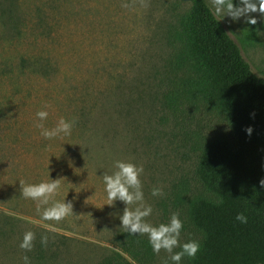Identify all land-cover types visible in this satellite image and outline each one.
<instances>
[{
  "label": "rangeland",
  "instance_id": "rangeland-1",
  "mask_svg": "<svg viewBox=\"0 0 264 264\" xmlns=\"http://www.w3.org/2000/svg\"><path fill=\"white\" fill-rule=\"evenodd\" d=\"M191 6L192 0H0V264H25V255L30 264H98L114 251L126 205H106L103 175L116 170L117 160L144 167V202L153 209L147 222L168 223L178 212L180 244L195 238L178 193L180 185L196 190V155L159 90L170 25ZM249 15L256 25L247 16L217 18L262 76L264 15ZM39 110L48 111L46 120H37ZM60 117L75 120L71 135L49 140L35 127L53 128ZM199 125L189 128H227L216 116ZM50 179H62L53 201L73 206L59 222L43 220L37 202L21 195L20 181ZM154 187L163 195L153 196ZM26 231L35 233L31 251L19 247ZM165 262L174 264L162 250L154 264ZM186 262L185 256L180 264Z\"/></svg>",
  "mask_w": 264,
  "mask_h": 264
},
{
  "label": "trees",
  "instance_id": "trees-1",
  "mask_svg": "<svg viewBox=\"0 0 264 264\" xmlns=\"http://www.w3.org/2000/svg\"><path fill=\"white\" fill-rule=\"evenodd\" d=\"M166 51L161 102L196 155V190L180 185L178 193L201 245L186 264H264V74L252 69L206 0H192L170 25ZM213 116L224 131L189 128ZM240 212L247 223L235 219ZM113 243L98 264L155 262L146 235L122 229Z\"/></svg>",
  "mask_w": 264,
  "mask_h": 264
},
{
  "label": "clouds",
  "instance_id": "clouds-1",
  "mask_svg": "<svg viewBox=\"0 0 264 264\" xmlns=\"http://www.w3.org/2000/svg\"><path fill=\"white\" fill-rule=\"evenodd\" d=\"M210 3L212 15L215 17L227 16L233 20H238L247 16L246 22L256 25L258 23L257 19L249 14L260 13L264 15V0H240V6L234 4L233 0H210ZM47 107L45 105V108ZM48 115L49 113L46 110L36 112L38 121L46 120ZM74 123L75 120L69 121L64 117H60L53 128H46L43 123H36L35 127L41 130V136L51 140L62 135H71ZM246 131L251 134L252 129L248 128ZM114 167L116 170L112 174L105 173L103 175L106 205L112 206L118 200L126 205L123 214L120 216L122 227L131 235H136L137 233L141 236L147 235L153 252L158 255L162 250L166 251L169 254V259L174 264H180V261L185 256L195 258L201 245L196 240L180 244L183 221L180 219L178 212L171 213L168 223H160L155 226L147 222L146 218L152 214L153 209L144 202L140 178L144 172L143 165H137L130 160H117ZM61 181L62 179H50L32 184L20 181L21 195L25 199L37 202V212L43 220L59 222L73 213V206L70 202L53 201V197L59 193ZM260 184L264 186V179L260 181ZM152 195L162 196L163 190L154 187ZM235 219L241 223H247V217L243 212L238 213ZM34 240L35 233L26 231L19 247L25 251H31L34 246ZM41 243L45 246L47 245L48 237L46 235L41 237ZM176 248L181 250L174 251ZM23 260L25 264H30L27 255L23 257Z\"/></svg>",
  "mask_w": 264,
  "mask_h": 264
}]
</instances>
